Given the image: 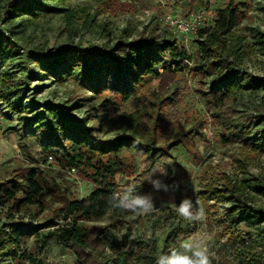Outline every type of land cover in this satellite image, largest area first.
I'll use <instances>...</instances> for the list:
<instances>
[{"label":"rangeland","instance_id":"rangeland-1","mask_svg":"<svg viewBox=\"0 0 264 264\" xmlns=\"http://www.w3.org/2000/svg\"><path fill=\"white\" fill-rule=\"evenodd\" d=\"M14 1L19 0H0L1 28L6 23L5 8ZM205 1L208 6L192 4L191 0H69L60 8L72 11L75 14L73 17L56 13L24 18L27 19L26 27H19L22 17L6 24L13 33L10 37L18 44L20 54L6 65L5 70L24 95H11L6 87L0 86V93L8 98L7 102L21 107L20 113L12 111L0 97V185L11 183L13 171L36 167L43 172L46 182L43 212L35 218L15 221L5 219L3 222L5 227L2 229L6 234L9 235L14 226L23 234V240L17 248L19 253L25 250L32 252L42 264H79L72 250L55 244L38 255L34 250V237L30 234L35 229L45 228L50 222L63 223L62 199L82 200L96 188L92 181L84 179L78 171H65L52 161L44 164L45 155L38 144L25 153L21 150L19 138L25 134L30 133L39 141L42 140L40 133L29 125V121L42 110L38 104L77 105L74 115L78 118L87 117L88 127L95 128L92 137L98 142L110 143L123 136L115 130L107 131L103 126L95 110L94 95L88 86L75 79L62 80L54 73L47 72L43 68V56L60 51L67 53V48L71 46L84 49L113 46L125 31L132 40L154 20L161 23L162 29L168 30L161 19L166 11L176 7H180L187 15L202 8L210 11L222 9L233 2L240 6L241 13L237 32L243 36L250 52L244 57L241 75L247 72L262 78L264 51L256 44L254 30L259 29L264 33V0ZM214 17L212 14L209 16L211 23L207 27H212ZM90 18L94 22H89ZM176 39L189 56L199 49L197 37L188 41L180 36H176ZM27 56L32 57L29 62ZM185 60L183 62L188 68L184 74L165 75L161 81L141 89L123 106L122 110L127 113L144 107L150 109L151 106L160 111L162 122L157 128V138L159 146H163L169 156L158 161L156 167H160V172L153 179L159 178L169 189L166 192L154 191L148 182L154 168L148 171L146 159L136 151H123L127 173H133L132 169L134 173L130 177H118L120 191L130 183L135 184L136 189L147 187L156 207L146 215L132 214L124 219L106 217L98 222L86 223L92 235L103 238L107 244L106 255L112 264L117 259L119 264H139L136 254L140 241H155L159 255L169 230L177 231L176 241L169 244L170 251L185 240L206 244L210 252L214 253L212 264H250L245 261V256L264 257V241L259 238L258 229L232 224L227 217L231 203L220 196L229 181L243 183L244 179H248L250 182L247 186L258 185L257 179L264 181V155L251 152L239 142L228 145L222 143L223 124L208 110L201 93V90L207 89L208 80L193 70L192 58H187L189 64ZM26 61L27 66L23 64ZM28 72L33 76L28 78ZM157 95L163 101L160 107L155 98ZM256 100L264 105V94L256 96ZM248 101L245 94L243 100L236 104V109L251 110ZM185 197L194 204L199 201L204 206V221L189 222L177 216L172 205L179 204ZM242 200L248 206L264 209V197L252 188H245ZM161 201L167 203L162 205ZM113 243H118L120 255L112 251L110 246ZM9 249L6 255L0 256V264H16Z\"/></svg>","mask_w":264,"mask_h":264},{"label":"trees","instance_id":"trees-1","mask_svg":"<svg viewBox=\"0 0 264 264\" xmlns=\"http://www.w3.org/2000/svg\"><path fill=\"white\" fill-rule=\"evenodd\" d=\"M192 4L208 6L205 0H191ZM69 0H19L5 8V33H0V86L6 87L11 95H24L19 85L5 70L6 65L17 58L20 48L15 43L8 22L22 17L19 27H26L29 17L64 13L68 17L75 14L62 9ZM239 5L230 3L218 10H209V16L215 15L212 27L199 31L197 43L199 49L193 56L187 55L178 44L176 35L169 29H162L161 23L154 20L132 40L125 31L115 45L104 48H80L71 46L67 53L55 52L43 56V68L54 73L62 80L75 79L88 86L95 98V110L107 131H117L123 135L110 143L93 139L94 127H88L87 117L74 115L77 105L38 104L42 110L29 121L41 135L39 141L28 133L19 138L24 153L38 144L45 155L44 164L52 161L65 171H78L84 179L96 186L85 199L69 201L62 199L63 223L50 222L45 228L35 229L34 250L43 254L51 245H59L73 251L79 264H112L107 259V244L103 238L93 236L86 226L87 222H98L106 217L124 219L132 213L113 208L110 201L120 192L118 177L128 175L123 158L124 150H134L147 161V170L156 167L159 160L169 154L159 146L157 128L162 122L161 113L153 108L144 107L132 113L124 112L127 104L141 89L159 82L165 75L184 74L188 68L184 59L193 60V70L208 80L206 90H201L208 110L223 124L221 140L224 144L242 143L251 152L264 155V105L258 103L256 96L264 94V76L254 77L245 72L241 75L244 57L249 47L244 44L243 36L237 32L240 23ZM88 18V16H86ZM2 17H0L1 19ZM89 22H94L90 18ZM256 32V44L264 51V33ZM31 56H27L28 62ZM23 64H26L27 61ZM26 68V67H25ZM29 77L33 75L27 73ZM247 94L251 110L238 111L236 104ZM2 100L12 111L21 112V107L8 103L3 93ZM24 97V96H23ZM162 106L159 95L155 97ZM152 104L153 101H152ZM126 137H125V136ZM14 179L10 184L0 185V256L10 248L12 260L16 264H42L33 253L26 250L19 253L23 234L18 227H12L10 234L2 229L5 219L35 218L45 209V180L38 168L13 171ZM258 185H246L250 182L229 184L222 190V198L231 203L227 217L234 225L244 224L256 227L259 238L264 241V209L248 206L242 200L245 188L264 197V181ZM245 183V185H243ZM135 194H150L148 188L137 187ZM118 198V197H117ZM7 210V213L4 211ZM44 230V231H42ZM8 236V237H7ZM9 238V239H8ZM177 231L169 230L161 252L168 253L169 244L174 243ZM112 251L121 254L118 243H113ZM136 260L139 264H155L158 256L155 241H140ZM160 252V253H161ZM159 253V254H160ZM250 264H264V257L245 256ZM119 259L113 264H119ZM123 264V263H122Z\"/></svg>","mask_w":264,"mask_h":264},{"label":"clouds","instance_id":"clouds-1","mask_svg":"<svg viewBox=\"0 0 264 264\" xmlns=\"http://www.w3.org/2000/svg\"><path fill=\"white\" fill-rule=\"evenodd\" d=\"M160 172V167L153 169L148 177V182L152 185L154 191H168L169 186L164 184L159 178L153 179V176ZM166 174V173H161ZM135 184H128L118 193H115L110 201L113 208L123 209L135 215L150 214L155 210V200L151 194H135ZM118 197V198H117ZM167 202L161 201L164 205ZM173 210L180 218L189 222H202L206 219V211L199 201L195 204L193 201L185 197L179 204L172 205ZM214 253L206 244L193 243L185 240L180 245L168 253L161 252L155 258V264H212Z\"/></svg>","mask_w":264,"mask_h":264},{"label":"built area","instance_id":"built-area-1","mask_svg":"<svg viewBox=\"0 0 264 264\" xmlns=\"http://www.w3.org/2000/svg\"><path fill=\"white\" fill-rule=\"evenodd\" d=\"M161 22L177 37H183L186 41L197 37L199 31L210 25L209 10L207 8L193 10L187 15L180 7L166 11ZM4 28V27H2ZM0 26V33L6 31ZM189 64V60H185Z\"/></svg>","mask_w":264,"mask_h":264}]
</instances>
